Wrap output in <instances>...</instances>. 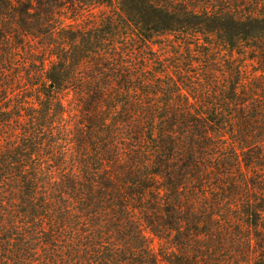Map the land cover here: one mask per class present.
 I'll use <instances>...</instances> for the list:
<instances>
[{"label":"trees","instance_id":"trees-1","mask_svg":"<svg viewBox=\"0 0 264 264\" xmlns=\"http://www.w3.org/2000/svg\"><path fill=\"white\" fill-rule=\"evenodd\" d=\"M0 264H264V0H0Z\"/></svg>","mask_w":264,"mask_h":264},{"label":"rangeland","instance_id":"rangeland-1","mask_svg":"<svg viewBox=\"0 0 264 264\" xmlns=\"http://www.w3.org/2000/svg\"><path fill=\"white\" fill-rule=\"evenodd\" d=\"M104 13H109V10H105L104 12H102L101 9L96 8L94 10V16H93V17H95L96 20L93 18L92 19V22L88 23V25H92L93 24V21H97V19L100 18ZM72 27H75V26H72ZM150 239L154 241V243H153L154 246L153 247H155V249L157 250V248H158V242L156 240H154L152 237Z\"/></svg>","mask_w":264,"mask_h":264}]
</instances>
